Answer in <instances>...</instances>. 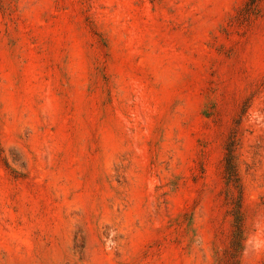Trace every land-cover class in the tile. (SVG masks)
I'll list each match as a JSON object with an SVG mask.
<instances>
[{"label": "rangeland", "instance_id": "1", "mask_svg": "<svg viewBox=\"0 0 264 264\" xmlns=\"http://www.w3.org/2000/svg\"><path fill=\"white\" fill-rule=\"evenodd\" d=\"M0 264H264V0H0Z\"/></svg>", "mask_w": 264, "mask_h": 264}]
</instances>
